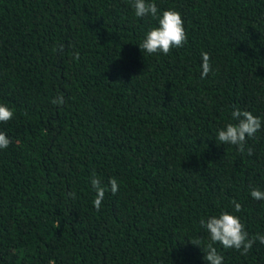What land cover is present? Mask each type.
<instances>
[{
	"label": "trees",
	"instance_id": "16d2710c",
	"mask_svg": "<svg viewBox=\"0 0 264 264\" xmlns=\"http://www.w3.org/2000/svg\"><path fill=\"white\" fill-rule=\"evenodd\" d=\"M153 2L156 17L132 0H0V104L14 112L0 123V264H205L200 221L223 212L264 234L250 195L264 191V0ZM169 9L187 42L141 51ZM235 109L262 121L243 153L217 139ZM93 173L119 183L99 211ZM214 246L223 264H264L259 241Z\"/></svg>",
	"mask_w": 264,
	"mask_h": 264
},
{
	"label": "clouds",
	"instance_id": "9594fccd",
	"mask_svg": "<svg viewBox=\"0 0 264 264\" xmlns=\"http://www.w3.org/2000/svg\"><path fill=\"white\" fill-rule=\"evenodd\" d=\"M132 7L136 17L152 16L156 17L159 9L153 0H132ZM159 26L151 29L139 44L141 51L149 55L164 54L167 55L173 48H180L187 42V34L184 28V21L181 14L174 10H165L158 21ZM79 53H74V58L79 59ZM201 78L207 77L212 71L210 63V55L207 52L201 54ZM53 104L63 105L64 98L58 95L52 100ZM14 116V112L5 104H0V123L10 121ZM231 117L235 123H228L217 133V139L221 144H229L238 146L240 152L245 151L247 139L253 137L262 128L261 118L252 114L247 110L235 109L231 113ZM10 140L4 132H0V149H7ZM248 154H252L251 148H248ZM92 187L96 196L93 206L99 211L102 201L104 200L106 191H111L115 195L119 189V183L115 178L109 181V186L103 185L101 179L93 173L91 178ZM69 195L75 196V193ZM251 197L256 200H264V191L253 189L250 193ZM235 212H240L242 206L235 200L232 201ZM210 235V243L203 250L205 264H223L224 257L218 252L214 246L219 243L223 248H234L240 251L241 255H247L253 248V245L259 241L264 244V234H256L249 237L243 223L238 216L223 212L219 216H211L200 221ZM194 244V243H193ZM199 246V244H195ZM200 247V246H199Z\"/></svg>",
	"mask_w": 264,
	"mask_h": 264
}]
</instances>
